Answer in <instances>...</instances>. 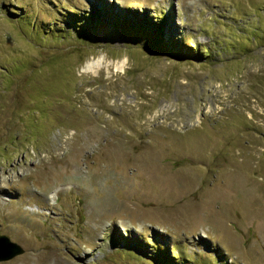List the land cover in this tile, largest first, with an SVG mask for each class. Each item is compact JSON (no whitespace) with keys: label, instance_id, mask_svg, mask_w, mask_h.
<instances>
[{"label":"rangeland","instance_id":"1","mask_svg":"<svg viewBox=\"0 0 264 264\" xmlns=\"http://www.w3.org/2000/svg\"><path fill=\"white\" fill-rule=\"evenodd\" d=\"M0 235V264H264V0H0Z\"/></svg>","mask_w":264,"mask_h":264},{"label":"trees","instance_id":"2","mask_svg":"<svg viewBox=\"0 0 264 264\" xmlns=\"http://www.w3.org/2000/svg\"><path fill=\"white\" fill-rule=\"evenodd\" d=\"M141 23H139V24H137V27L136 28H128V27H126V28H121V30L120 31H122V33L123 34H127V35H129V34H131L132 32H131V30H137V31H135V32H143V30L144 31H147L148 33L146 34V37L145 38H147V36H151V37H153V38H155V40H157V41H159V42H153V44H157L156 46H164V45H166V40L165 39H162V41H160V37H163L162 35H161V33L159 32V31H156V34H153V35H150L149 34V31H150V29H151V26H150V24H148L147 22H144V21H140ZM83 26V25H82ZM85 29H87V30H89V28H88V26H85L83 29H77V30H75V31H78V32H80V31H82V30H85ZM162 30V29H161ZM89 32V31H88ZM131 32V33H130ZM157 36H159V37H157ZM159 38V39H158ZM164 38V37H163ZM168 44V43H167ZM172 47H175V43H172V44H170ZM208 51H207V49H205V51L203 52V57H208ZM182 56H184V57H191V58H198V57H202V53H200V50L197 48L196 50L194 49V50H189L188 52H185V53H183L182 54ZM160 254H162V253H160ZM162 257V256H161ZM173 257H175V255L173 256ZM168 258H170V257H168ZM160 259V258H159ZM171 259V258H170ZM162 260H163V257H162ZM164 261V263L166 264V260H163ZM168 262H171V261H168Z\"/></svg>","mask_w":264,"mask_h":264},{"label":"water","instance_id":"3","mask_svg":"<svg viewBox=\"0 0 264 264\" xmlns=\"http://www.w3.org/2000/svg\"><path fill=\"white\" fill-rule=\"evenodd\" d=\"M24 253L22 246L12 242L7 236L0 235V262L12 260Z\"/></svg>","mask_w":264,"mask_h":264},{"label":"bare ground","instance_id":"4","mask_svg":"<svg viewBox=\"0 0 264 264\" xmlns=\"http://www.w3.org/2000/svg\"><path fill=\"white\" fill-rule=\"evenodd\" d=\"M92 67V65H90ZM94 67V66H93ZM121 69L124 67L123 65L119 66Z\"/></svg>","mask_w":264,"mask_h":264}]
</instances>
